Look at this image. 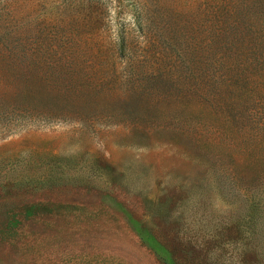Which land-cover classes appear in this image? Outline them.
Listing matches in <instances>:
<instances>
[{"label": "rangeland", "instance_id": "374dc122", "mask_svg": "<svg viewBox=\"0 0 264 264\" xmlns=\"http://www.w3.org/2000/svg\"><path fill=\"white\" fill-rule=\"evenodd\" d=\"M264 264V0H0V264Z\"/></svg>", "mask_w": 264, "mask_h": 264}, {"label": "trees", "instance_id": "16d2710c", "mask_svg": "<svg viewBox=\"0 0 264 264\" xmlns=\"http://www.w3.org/2000/svg\"><path fill=\"white\" fill-rule=\"evenodd\" d=\"M145 241L148 245L152 247L154 251H156L165 261L166 264H174L173 261L169 258V255L166 253V251L158 245L155 240L151 237H149L147 234H144Z\"/></svg>", "mask_w": 264, "mask_h": 264}]
</instances>
